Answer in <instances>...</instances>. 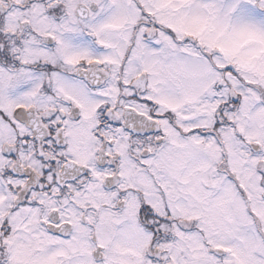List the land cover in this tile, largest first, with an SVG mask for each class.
<instances>
[{
    "label": "snow or ice",
    "instance_id": "obj_1",
    "mask_svg": "<svg viewBox=\"0 0 264 264\" xmlns=\"http://www.w3.org/2000/svg\"><path fill=\"white\" fill-rule=\"evenodd\" d=\"M0 264H264V0H0Z\"/></svg>",
    "mask_w": 264,
    "mask_h": 264
}]
</instances>
